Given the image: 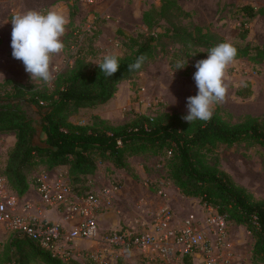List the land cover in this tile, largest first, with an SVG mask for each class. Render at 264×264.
Returning <instances> with one entry per match:
<instances>
[{
	"label": "trees",
	"instance_id": "obj_1",
	"mask_svg": "<svg viewBox=\"0 0 264 264\" xmlns=\"http://www.w3.org/2000/svg\"><path fill=\"white\" fill-rule=\"evenodd\" d=\"M247 21H242L238 38L233 44L238 54L235 59L247 58L254 64L264 62V45L247 41L248 22L264 15V8L247 4L238 8ZM76 12L70 13L71 28L75 27ZM192 14L178 0H161L159 7L152 6L143 13L146 31L135 35L120 34L126 39L127 52L118 56L120 68L106 77L98 64L89 56L96 55L94 38L73 45L64 39L65 49L78 46L72 67L58 75L54 88H40L34 83L7 79L0 84V134L14 133L15 144L8 151L2 174L9 187L19 196L30 186V172L35 166L47 169L68 166L72 191L78 197L92 194L89 178L99 162H111L115 168L133 170L130 158L151 154L166 159L167 178L186 197L200 200L206 208H214L227 221L241 225L253 236L252 263L264 264V198H257L220 166L218 152L221 146L240 143L264 146V115L246 116L230 122L217 111L210 121L185 122L178 113H135L129 121L113 124L97 117L92 124H75L71 115L81 108H92L110 101L123 81L134 79L148 61L160 51L168 55L170 67L182 61L188 69L192 60L204 59L208 51L227 42L219 34L195 25ZM187 21V22H185ZM71 36H75L74 30ZM76 38V37H75ZM87 44V45H86ZM176 45L169 52L167 47ZM144 55L142 68L129 71L128 65ZM182 70V69H179ZM252 93L251 83L238 91L243 97ZM44 135L42 144L36 142ZM40 184V183H39ZM186 264H194L192 256L185 255ZM69 261L37 241L20 235L0 249V264H68ZM76 262V261H75ZM78 264V262H76ZM117 264H127L122 258Z\"/></svg>",
	"mask_w": 264,
	"mask_h": 264
},
{
	"label": "rangeland",
	"instance_id": "obj_2",
	"mask_svg": "<svg viewBox=\"0 0 264 264\" xmlns=\"http://www.w3.org/2000/svg\"><path fill=\"white\" fill-rule=\"evenodd\" d=\"M178 1L186 11L192 14L191 21L195 25L219 34L232 44L241 42L238 38L240 26L242 21H247V18L238 12V8L247 4L258 9L264 8V0ZM160 5L161 0H0V84L7 79H13L17 82L34 83L40 88L52 89L58 75L68 71L74 64L78 50V46H73L71 49H64L62 53L54 57L53 63L58 71L54 74L55 79L51 83L32 81L25 71L23 62L12 56L11 19L14 14L29 10L45 12L57 10L66 14L70 20V13L75 11V27L71 28L68 24L62 40L68 38L74 45L76 40L81 43L85 39L96 36L93 40L96 55L88 57L92 64L96 65L106 54L124 55L127 52L126 39L120 31L126 35L146 31L143 13L152 6ZM247 25L250 28L247 41L254 45H264V15L257 16ZM72 30L75 36H71ZM176 48V45H170L167 50L171 52ZM196 62L192 60L188 69L174 70L170 67L168 55L160 51L155 58L146 63L134 79L123 81L119 85L114 98L96 107L81 108L71 115L70 120L75 124H92L97 117H100L113 124H122L129 121L135 113L160 112L178 113L183 117L187 114V98L198 93L193 79L197 71ZM248 81L251 83V95L240 96L238 91L247 87ZM227 83L229 90L226 102L215 105L214 113L218 111L223 118L234 123L246 116L264 115V62L254 64L247 58L235 59L228 68ZM2 92L3 88H0V93ZM43 137L44 135L40 133L36 142L42 144ZM3 140H5L4 143ZM8 151V137L0 138V174L6 166ZM218 156L221 168L227 171L236 183L244 186L257 198H264V146L247 143L223 145L219 149ZM130 163L138 174V179L133 178L127 170L115 168L108 161L99 162L97 172L89 178L90 185L96 178L97 184L103 187L104 194L107 188L112 189L110 191L112 195H108L113 197H111L113 201L125 202L129 209L125 208L123 213L126 215L127 225H131V228L136 231H153L152 227L154 229L157 214L165 206V201L169 199L174 207H172L171 227L177 229L183 227L185 220L193 214L199 228L203 229L214 247L216 246L218 250L222 248L225 240L221 239V235L216 230L209 229L207 223L206 217L211 213L209 208L202 207L197 198L180 196L178 188L167 178L166 159L151 154L136 155L130 158ZM46 169L43 165L35 166L29 174L30 181L37 182L35 173L43 174ZM61 169L59 176L67 177L68 166H63ZM129 179H135L142 186L150 188L154 192L153 195L144 203L135 201L130 197L129 188L121 189L123 180ZM58 181L59 179H55L52 183ZM112 206V208L116 207L115 202ZM228 225L230 224H227L226 231L227 235H230L229 248L239 255V259L237 262L225 259L230 261V264H253V236L244 227ZM215 251L217 253L216 248ZM67 252H70L69 260H75L74 252L70 249ZM193 263L202 264L199 260ZM137 264L186 263L183 256L173 254L166 260L156 256L150 257L149 261L140 259Z\"/></svg>",
	"mask_w": 264,
	"mask_h": 264
},
{
	"label": "built area",
	"instance_id": "obj_3",
	"mask_svg": "<svg viewBox=\"0 0 264 264\" xmlns=\"http://www.w3.org/2000/svg\"><path fill=\"white\" fill-rule=\"evenodd\" d=\"M39 191L43 200L49 205H63L71 209L80 219L76 226L67 229L58 223L49 222L37 217L21 214L17 211L19 197L9 187L5 176L0 175V222L12 235H20L37 241L43 248L51 250L64 259H69L66 245L76 239H99L109 245L139 249L151 257L166 260L171 255H190L199 258L202 264H230L223 258L221 249L209 241L202 228H199L195 215H189L185 225L179 229L171 227L173 212L170 207L163 206L157 214L153 231H136L133 229H112L100 231L98 211L102 206L99 195L89 194L78 197L70 184L59 180L49 183L46 177L41 179ZM206 217L209 229L216 230L221 239L227 237L228 221L217 210L210 207ZM217 250V253L215 251Z\"/></svg>",
	"mask_w": 264,
	"mask_h": 264
},
{
	"label": "clouds",
	"instance_id": "obj_4",
	"mask_svg": "<svg viewBox=\"0 0 264 264\" xmlns=\"http://www.w3.org/2000/svg\"><path fill=\"white\" fill-rule=\"evenodd\" d=\"M69 23L68 16L57 10H29L13 15L12 56L23 62L32 81L49 84L55 79L54 74L58 69L53 61L65 49L62 38ZM207 54L206 59L198 60L195 64L197 71L193 79L198 93L187 98V114L182 117L189 124L197 120L210 121L215 105L226 102L229 90L227 71L235 61L238 50L231 42H222ZM146 59L144 55L139 56L128 65V70H140ZM98 66L106 77H112L120 68L119 58L115 54H106ZM183 68L184 63L178 61L176 69Z\"/></svg>",
	"mask_w": 264,
	"mask_h": 264
},
{
	"label": "crops",
	"instance_id": "obj_5",
	"mask_svg": "<svg viewBox=\"0 0 264 264\" xmlns=\"http://www.w3.org/2000/svg\"><path fill=\"white\" fill-rule=\"evenodd\" d=\"M6 136L8 137L10 149L15 144L16 137L14 133L0 134L1 139L7 138ZM4 141L5 140H3V143ZM62 167L63 166H59L53 169H46L45 171H43V174H39L38 172H36L35 174L37 175V182L31 181V186L28 192L23 196H19L12 190L19 197V206L17 208V211L19 213L47 220L49 222L58 223L66 227L67 229H72L76 226L80 219L79 215L74 214V212H72L70 208L63 205L58 206L47 204L43 200V197L39 191L38 182H41V179L45 177L46 181L51 184L55 179H59L64 182H67L69 180L68 175L67 177L59 176L61 174ZM67 173L68 171H66V174ZM98 177L100 178V175H98ZM91 184L92 185L90 186L92 194L96 192V195H99L103 200L102 206L98 211L100 231L105 232L112 229H132L131 225H127L128 223L125 221L126 215H123L125 208L129 210L126 207L125 202L123 203V201L120 200L113 201V197L111 196V198L108 195L111 194L110 191H112V189L110 188H107V194L105 193V195L103 193L104 191H102L103 187L97 184L96 178L95 181H93ZM128 188L130 189V197H132L135 201L137 200L143 203L154 193L150 188L142 186L141 183H139L135 179L123 180L121 189ZM179 194L182 198L186 197L181 194L180 191ZM114 202L116 207L112 208V204H114ZM164 204L165 206L170 207L172 210L173 205L171 204L169 199H167ZM202 207L204 206L202 205ZM227 224H230L228 226L234 225L243 227L232 222H228ZM11 237L12 233L6 229L3 223L0 222V249H2L11 240ZM229 239L230 235H227L225 243L222 245V248L220 250L221 255L223 256V258L230 259L231 262H237V259H239V255L237 253L235 254L229 248ZM65 248L70 249L74 252L75 261L78 262V264H117L119 258H122L127 264H137L140 259L149 261V258L151 257L146 252H143L139 249L124 248L119 245H109L100 241L99 239H76L72 243L66 245ZM195 260H199L202 263V260L199 258H195L194 261Z\"/></svg>",
	"mask_w": 264,
	"mask_h": 264
},
{
	"label": "water",
	"instance_id": "obj_6",
	"mask_svg": "<svg viewBox=\"0 0 264 264\" xmlns=\"http://www.w3.org/2000/svg\"><path fill=\"white\" fill-rule=\"evenodd\" d=\"M68 264H77L75 261H69Z\"/></svg>",
	"mask_w": 264,
	"mask_h": 264
}]
</instances>
